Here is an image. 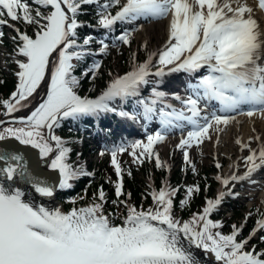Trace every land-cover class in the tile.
<instances>
[{
	"label": "snow or ice",
	"instance_id": "6c2138e0",
	"mask_svg": "<svg viewBox=\"0 0 264 264\" xmlns=\"http://www.w3.org/2000/svg\"><path fill=\"white\" fill-rule=\"evenodd\" d=\"M0 0V27L7 25L15 35V46L8 57L16 58L15 90L8 98L0 99V109L6 121L0 119V142L16 141L19 145L38 151L34 166L24 154L11 145L0 143V264H199L192 248L202 249L214 255L218 264H264V250L255 246L245 251L248 241L264 230V212H259L255 227L249 236L238 240L243 225L231 226V232L222 233L221 221H214L211 214L218 211L225 198L239 196L235 185L247 181L257 183L252 176L264 168V138L259 134L247 141L236 138L235 144L248 155L242 160L245 171L237 174L235 161L227 174H216L221 189L214 198H206L205 206L191 218L181 221L174 215V197L179 188L162 183L159 190L147 193L152 206L137 209L126 199L123 190L124 170L118 155L127 153L134 164L155 161L157 168H169L160 159L156 145L163 143L170 133L181 132L177 150L183 152L187 167L196 172L189 149L200 147L219 135L238 115L264 119V33L255 18L256 9L264 12V0ZM97 6L94 27L103 29L105 36L120 24L167 19V39L156 50H147V41L140 45L147 50L146 58L137 61L136 53L130 58V70L110 79L106 87L94 98L78 93L83 78L95 81L101 62L93 61L81 75H74L77 67L73 61H83L88 56L107 54L110 45L99 39L94 53L88 47L94 37L87 35L78 42V29L85 26L78 20L83 6ZM41 8L47 9L42 12ZM116 8L113 14L110 9ZM9 21L13 23H9ZM35 25L33 35L16 26ZM138 28L124 29L111 41V47L131 46L133 33ZM5 33L0 30V45ZM8 59L5 60L7 64ZM207 68V74L195 83H189V95L182 98L173 93L182 107L177 109L165 103L168 93L153 87L150 98H140L135 103L140 113L118 110L116 102L126 103L140 94L151 77L160 85L164 77L172 73L189 76ZM46 82V95L26 116L13 114L28 109L31 100ZM0 83H3L0 80ZM216 100L219 110L202 114L201 100ZM160 107L157 109V105ZM246 106V108H245ZM103 113H115L122 118L135 120L141 115L148 122L158 119L159 128L148 133L146 139L121 143L102 150L99 155H110L117 180L113 182L116 200L123 205L126 215L119 224L105 214L106 194L103 186L93 193L91 201L82 207L64 212L35 203L21 187L22 182L43 198H53L57 190H68L80 177L93 176L83 164L69 162L72 148L68 141L55 134L62 121L96 117ZM255 132V128L252 129ZM257 147H251L252 142ZM79 156L80 153H77ZM43 164V168L40 165ZM215 167L222 165L219 160ZM46 170L58 173V183H53ZM131 176V172L127 173ZM199 185L186 186L185 206ZM87 189H85V193ZM130 197V193L127 194ZM85 197L80 196L83 200ZM70 202L75 205L76 198ZM252 213L245 216V220ZM264 242V236L260 237ZM184 241L187 242V246Z\"/></svg>",
	"mask_w": 264,
	"mask_h": 264
},
{
	"label": "trees",
	"instance_id": "16d2710c",
	"mask_svg": "<svg viewBox=\"0 0 264 264\" xmlns=\"http://www.w3.org/2000/svg\"><path fill=\"white\" fill-rule=\"evenodd\" d=\"M30 6H32L33 8L34 14L35 8L37 6L32 3L30 4ZM41 11L46 12L44 11V8H41ZM29 32L31 34L34 33L32 28H29ZM88 34L95 37L92 42L98 41V37H96V35H94L92 32H88V30L86 29H78L79 36H87ZM3 43L6 46V57L4 59H8L9 61L7 64L5 62H3V64L5 65V68L6 66L10 68V71L6 72L5 68L0 65V80L3 81V83H0V99H4V97L8 98L9 93L14 88V84L16 82L14 72L17 70V66L12 61L16 58L23 59V57H8V54L12 52L15 46L12 40H5L3 41ZM95 47H98V45H96ZM111 49L112 48L108 50L107 54H96L93 56H88L80 62L73 61V63L77 64V67L75 68L73 74L78 77L93 61L98 60L101 62V68L97 74L95 81H90L88 78H83L78 89L79 93H82V91H84L87 95H93L97 88L99 86H103L105 84V80L111 77V73L109 74L111 70V67L109 68V66L111 65L113 59ZM119 50H122V47H119ZM126 50V53H128L129 49ZM0 112H2V109H0ZM1 115L2 114H0V117ZM86 125L88 124L82 118L76 121L68 119L62 121L61 126L58 128V133L65 137V140L69 142L68 145H70L72 148L69 160L78 159L77 150L79 148L76 146V141L74 140V138L77 135L81 134V132H79V129L84 128ZM5 126H7V124ZM160 159L164 161L161 156ZM150 164L156 170L154 182L156 185H158L162 174L165 172V168H157L155 166L154 160L145 161L143 164L133 163L130 167L127 163L121 164V167L124 170L123 190L125 195L120 199H126L128 203L134 205L137 209H147L149 207V204H151L152 202L151 197L147 195V193L151 191L152 188L150 186L149 180L145 176V173L149 172L148 167ZM207 167L208 166L196 167L195 173L190 167L188 169V174L190 176V181L188 183H184L181 180L179 181V179L177 178L178 175L179 178L180 176H185V173L182 169L180 170L178 175L177 173L173 172L174 174L171 178V183L174 184L179 182L183 184L180 187L178 195L175 198L174 202V215L176 217L179 218L181 216H184L190 218L192 216V211L199 210V206L201 205L204 197L210 196L212 194L210 182V180L212 181V178H210L208 174L209 171L213 169V166H210L208 168ZM90 168L94 173L93 176L80 177L77 181L73 182L74 186L70 190H58L56 194L57 198L62 202L63 205H65L66 208L76 207L81 204L89 203L92 199L93 193H95L98 188L103 186V190L106 194V203L104 205L105 214H114L110 217L113 223H121L122 217L126 215V209L123 205L117 206L112 203L117 199L113 196V182H115L116 179V174L113 166L109 163L107 158H100L99 161L95 162L93 165H90ZM128 171L131 172V176L127 174ZM197 184L200 187V191L198 193H194L185 206H181L180 201L185 197L186 186ZM85 189H87L86 193ZM128 193L131 194L130 197H128ZM80 196H84L85 198L81 200L79 199ZM72 198L77 199L75 205L70 202ZM229 205L232 207V211L235 215L240 214V208L238 207L237 202H230ZM255 209V214L260 212V207L258 205L255 206ZM257 209H259V212H257ZM213 217L218 218L222 222L223 227L220 229L222 233L228 234L231 232V219L225 215L224 211L218 210V212L214 213ZM255 244L257 249H260L262 246L264 247V242H262L260 238L257 239Z\"/></svg>",
	"mask_w": 264,
	"mask_h": 264
},
{
	"label": "rangeland",
	"instance_id": "374dc122",
	"mask_svg": "<svg viewBox=\"0 0 264 264\" xmlns=\"http://www.w3.org/2000/svg\"><path fill=\"white\" fill-rule=\"evenodd\" d=\"M160 21H162V20H160ZM9 23H13V22L9 21ZM16 26L19 27L21 29V31H26L29 35H33L34 34V33L31 34L29 32V28H32L33 29V32L36 30V26H33V25H31V26H25L22 23H17ZM149 26L150 25H142V26H140L139 31H137V32H135L133 34V38H132V41H131V46L130 47L129 46H126V48L127 47L129 48L128 53H126V51H127L126 48H123V47H122V50H119V51L117 49L116 50H112V57H113V59H112L111 65L109 66V68L111 67V70L109 72V74L111 73V77H109L108 79L105 80L106 83H108L113 76L122 75L126 71L130 70V58H131V54L133 52L136 53V59H137V61L138 60L139 61H143L144 56H146L148 49H157V48L160 47V46H157V48H155L156 47L155 45L159 44L158 41H157V39H156V37H154V36H152L150 38L147 37V35L145 33V30ZM1 29L5 33V35L3 37V41H5V40H12L11 37L13 36V34H15V32L13 31V29L9 28L7 25L2 26ZM165 36H166V33L164 32L163 36H161L159 38V40L162 41L165 38ZM145 41H147V50L140 47V45L143 44ZM5 54H6V46L3 43L2 45H0V65L3 68H5V65L3 64V62H5V59H4L6 57ZM124 58H126V59H124ZM6 68H5V71L6 72H9L10 71V68H8L7 66H6ZM13 90H15V84H14ZM100 91H101V89H97L95 95H93V98L96 95H98L100 93ZM82 92H84V91H82ZM176 142L177 141H175V140H172V141L171 140H167V142H166V144L168 146L167 147V150H164L163 149V146H162L163 143L156 145V148H157L156 150L162 152L165 157L168 156L167 162H168V164H169V166H170V168L172 169L173 172L177 173V175H178V173L180 172L181 169L184 171L185 176H180V178H179V175H178L177 178L179 179V181L181 180L184 183H188L190 181V176L188 174V169L190 167H187L185 165V163H184V160H183V152L180 151V150H177L175 148ZM210 142L211 141H205L199 148L196 147V146H193L190 149V158H191V160L193 162H195L197 164H205V165H208V164L211 163V160H212V157H213L214 154L209 149H207V145ZM14 148L16 150H19L20 153L21 154H24L25 156L30 155V152H27V151H24L22 149H19L18 147H14ZM167 151H168V153H167ZM229 152H230V149H229ZM215 154H217L218 156H223L224 158H226L225 156H228L226 150L223 149L222 147H218ZM91 160L93 161V163L96 162V160H97L96 155H94V154L87 155V153L84 154L83 162H84L85 165L87 163H89ZM223 166H224V162H223ZM148 169H149V172L145 173V176H146L147 179H148V176H150L151 174L156 173V170L153 168V166L151 164L149 165ZM212 172H213L212 170L209 171L208 176L210 178L213 177L212 176ZM173 174L174 173H172V175ZM210 182H211V189H212L211 191H214L213 188L215 186V182L213 181V179H212V181L210 180ZM176 184H179V182H177ZM172 187L176 188V185L175 186H172ZM260 190H262V189H260V186L251 188V190H249V192H245L244 190H242V193L243 194H252V197L249 200L246 201V205L247 206H250L251 204H253L255 202H259L260 203V200H261V197L260 196L263 193V192H260ZM176 197H174V200H175ZM243 201H245V199H243V198L239 199V202L240 203H242ZM150 206H151V204H149V207ZM80 207H82V206H80ZM200 209H201V205L199 206V210ZM196 211L197 210H194L192 212H196ZM255 211H256L255 207L253 209H251V207H250L249 211L247 210V207L244 208V210H242V212H241L242 213V216H244V217L243 218H240L239 216H237L236 217L237 218L236 221L237 222L238 221H241V223L242 222L243 223H246L247 221L245 220V216H246L247 213L251 212L253 215L251 217L249 216L247 218V220L250 221L252 219V217H257L259 215V213L255 214ZM229 214H231V212ZM233 217H235V216H233ZM181 218L184 219V220L189 219V217H184V216H181Z\"/></svg>",
	"mask_w": 264,
	"mask_h": 264
},
{
	"label": "bare ground",
	"instance_id": "6f19581e",
	"mask_svg": "<svg viewBox=\"0 0 264 264\" xmlns=\"http://www.w3.org/2000/svg\"><path fill=\"white\" fill-rule=\"evenodd\" d=\"M247 2L250 5L255 4L254 0H247ZM255 18L257 19V21L259 23L261 32L264 33V12H261L260 10L256 9ZM167 24H168L167 19H164L162 21L158 20V21L152 22V24L148 28H146V30H145L147 37H149V38L152 36L156 37V39L159 43L157 45L162 46L161 43L164 42L166 36L162 41H160L159 38L161 36H163L164 32H167ZM263 63H264V61H263ZM46 86H47L46 82L42 83L40 89L35 94L34 98L31 100V103H30V106L28 109H22L21 111L14 113L13 115L16 117L26 116L29 113V111L31 110V108L34 107L40 100H42L44 98V96L46 95ZM6 118H9V117H6ZM236 120L239 121V123L232 122L231 124H229L225 128V130L219 135V142L218 143H217V138L215 136L213 138L212 142L208 143V145H207V149H209L214 154L213 158L224 159L225 165L220 170L222 173H229L230 172L229 165L232 164L234 161L237 164H239V167L236 169V171L237 170H239V172L241 171L242 164H241L240 160H237V157L243 156L247 150L241 151L239 149V146L235 144L236 138H240L242 141H247L249 136H255L257 134H259L262 138H264V119H260L259 117H253L251 119L248 117H243L240 119L237 118ZM253 128H255V132H253V130H252ZM0 143L6 144V145L7 144H14L19 149L30 152V155L25 156L26 159H28V161H29L30 167L34 166L35 162L39 159L38 152H36L35 149H32L31 147H25V146L19 145V143L16 141H6V142H0ZM162 146H163L164 150H167L168 146L165 142L162 144ZM218 147H222L223 149L226 150V152L228 154V156H225L226 158H224L223 156H218L217 154H215ZM251 147L256 148L257 143L255 141H253L251 144ZM229 149H230V152H229ZM167 153H168V151H167ZM247 153H248V151H247ZM40 167L43 168L44 167L43 164H41ZM239 172L237 171V174ZM46 175L48 178L51 179V181L53 183H58V181L56 180L58 177V173L52 172L51 170H46ZM251 179L260 183V186L262 188V190H260V192L264 193V168H262L257 173H255ZM240 184L241 183H238V185H240ZM243 190L245 192H249L247 189L246 190L243 189ZM262 194L260 197H261V200L263 202V207H264V194L263 195ZM247 195L249 197H252V194H247ZM28 197L33 198L35 203L42 204L43 206L48 207L50 209L60 208L62 211L67 212L64 209H62L60 206H58L56 203H54V202L50 203L49 199L45 200L47 198L39 199L35 196H31L30 194H28ZM239 198H242V192L240 193ZM184 243L187 246V242L184 241ZM192 251L195 253L196 257L198 258L199 264H218V262L215 260V257L213 254L204 252L202 249H196V248H192Z\"/></svg>",
	"mask_w": 264,
	"mask_h": 264
},
{
	"label": "water",
	"instance_id": "95a60500",
	"mask_svg": "<svg viewBox=\"0 0 264 264\" xmlns=\"http://www.w3.org/2000/svg\"><path fill=\"white\" fill-rule=\"evenodd\" d=\"M6 145V144H5ZM7 145H11L13 148L14 147H17V146H15L14 144H7ZM33 191V190H32ZM33 193H34V191H33ZM35 195H37L38 197H40L38 194H36V193H34ZM43 198V197H42ZM52 200V198H47V199H45V200Z\"/></svg>",
	"mask_w": 264,
	"mask_h": 264
}]
</instances>
